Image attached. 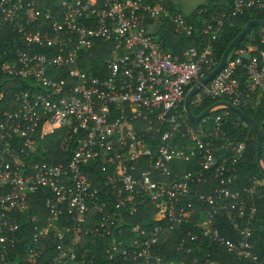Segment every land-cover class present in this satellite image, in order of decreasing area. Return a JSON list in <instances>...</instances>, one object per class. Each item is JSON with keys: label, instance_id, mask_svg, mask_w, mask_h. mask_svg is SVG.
Here are the masks:
<instances>
[{"label": "built area", "instance_id": "2783aa9c", "mask_svg": "<svg viewBox=\"0 0 264 264\" xmlns=\"http://www.w3.org/2000/svg\"><path fill=\"white\" fill-rule=\"evenodd\" d=\"M227 6L175 54L156 28L170 20L178 34L199 30L167 0H0V26L21 37L15 58L0 60V264H101L100 241L105 264H189L154 253L164 229L186 226L179 248L195 263L204 239L259 261L264 179L235 188L248 143L226 129L228 104L264 110V48L254 35L193 96L192 112L211 100L210 113L196 122L185 107L221 62L225 20L264 12V0ZM95 56L103 62L90 64ZM48 141L66 161L36 158L53 153ZM38 193L46 195L40 223L28 213ZM141 212L143 225L133 224ZM201 261L221 264L211 252Z\"/></svg>", "mask_w": 264, "mask_h": 264}, {"label": "trees", "instance_id": "16d2710c", "mask_svg": "<svg viewBox=\"0 0 264 264\" xmlns=\"http://www.w3.org/2000/svg\"><path fill=\"white\" fill-rule=\"evenodd\" d=\"M167 5L172 10H174L172 8L173 6H171L168 0ZM227 9V0H206L205 2L198 4L190 14H186L188 21L199 30V33L196 34V36L194 35L193 37H187L178 34L175 31V28L170 20L162 23L161 26L158 27L155 34L158 40L163 43L164 47L167 50H170L175 54H181L188 47L197 44V39L200 38L199 35L201 33V30H203L207 22L211 21L214 15L218 14V16H221L222 13ZM253 19H264V12L256 13L255 11L251 10L243 15H239L236 17H232L229 20H225L224 34L216 45V55L218 58H222L224 52L229 47L230 43L239 35V33L245 28L248 22ZM263 30L264 27L255 25L253 26L252 31L250 32V35L252 34L255 36L256 40L254 43L258 46V48H264V44L261 42V34ZM20 38V35L12 31L8 25L0 26V60H11L15 58L16 46L18 44L21 45L20 41H18L17 45L15 44V41L21 40ZM248 38L249 36H246L242 45L248 40ZM103 59V57L95 56L93 58H90L89 63H101L103 62ZM90 68L92 69V67ZM262 99L264 104V96ZM213 103L214 101L205 100L202 109L209 108ZM195 110H197L198 112L201 111V109ZM193 112L198 113L194 110ZM244 112H246L256 120L263 134L264 162V110L263 108L251 110L244 109ZM226 123V129H228V131L233 137L247 139L248 143L245 156L241 164L239 165L240 177L239 180L236 182L235 188H241L245 185L250 184L255 177L259 179H264V173L257 157V136L252 126L247 121H245L238 113L232 110L230 111V117ZM48 143L50 145L49 148L53 153H38L36 158L38 160H47L49 162L66 161V156L59 150V148L56 147L55 144H52L50 141H48ZM93 175L99 182L97 183V185L101 189H106L105 176L103 172L101 170H96L94 171ZM197 190L203 192L207 190V187L201 185L197 187ZM45 196L46 195L43 193L35 194L33 197V206L31 207V210L28 211V213L31 214H39V223L41 222L40 217L46 214V209L44 206ZM257 204L259 210L257 220L254 223V226L256 228L254 239L256 241L255 252L259 256L258 262L239 259L235 255L229 253L225 247L213 242L210 239H204L200 243L203 247V251L198 255L200 258V262L195 263L193 257L194 254L188 253L186 250H182L179 248L181 240L187 238L186 232L189 229L187 226L178 230H169L167 228L164 229L161 234L159 243L154 248V253L162 256L167 260L178 262L186 261L189 264H204L201 261V258L206 256L210 252L212 253V257L218 260L221 264H261L264 260V202L257 201ZM142 216L143 213L141 212L136 218L131 219V222L133 224H142ZM24 227L29 235L31 233L30 224H25ZM222 233L229 238H235L233 230L227 223L222 224ZM82 242L88 244L86 240ZM97 246V251L100 257L102 258L101 264H105V260L107 258L106 253L104 251L106 242L100 241Z\"/></svg>", "mask_w": 264, "mask_h": 264}, {"label": "water", "instance_id": "95a60500", "mask_svg": "<svg viewBox=\"0 0 264 264\" xmlns=\"http://www.w3.org/2000/svg\"><path fill=\"white\" fill-rule=\"evenodd\" d=\"M259 25L264 27V19H253L248 22V24L245 26V28L239 33V35L230 43L229 47L227 50L224 52L221 62L218 65V67L213 70L211 73L208 74L206 78H204L201 83L196 84L192 89L189 90L186 96L185 100V107L186 110L190 116V118L196 122H199L204 116L208 115L210 113V108H207L206 110L203 111L202 114L200 115H195L192 110H191V100L193 96L201 89L202 85L207 84L225 65L226 60L228 58V55L237 47L241 45L243 40L246 38V36L252 31L253 26ZM219 103H224V102H219ZM228 107L238 113L245 121H247L252 128L254 129L256 136H257V157L258 161L260 162L261 168L264 173V162H263V134L260 130V127L258 126V123L254 118H252L249 114L241 110L240 108H237L233 106L232 104H228ZM261 264H264V260L262 261Z\"/></svg>", "mask_w": 264, "mask_h": 264}, {"label": "rangeland", "instance_id": "374dc122", "mask_svg": "<svg viewBox=\"0 0 264 264\" xmlns=\"http://www.w3.org/2000/svg\"><path fill=\"white\" fill-rule=\"evenodd\" d=\"M206 0H168V2H170L171 6H173L172 8L174 10L176 9H180L184 12V15L186 14H190L193 9L200 3L205 2ZM193 110L195 112H198L197 110H195L193 108ZM202 111V110H201ZM200 111V112H201ZM199 113V112H198ZM195 127H198L197 123H194Z\"/></svg>", "mask_w": 264, "mask_h": 264}, {"label": "crops", "instance_id": "0c3cea01", "mask_svg": "<svg viewBox=\"0 0 264 264\" xmlns=\"http://www.w3.org/2000/svg\"><path fill=\"white\" fill-rule=\"evenodd\" d=\"M157 29H158V28H156V30H157ZM156 30H155V31H156Z\"/></svg>", "mask_w": 264, "mask_h": 264}]
</instances>
